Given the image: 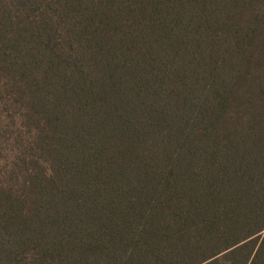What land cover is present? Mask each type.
<instances>
[{"label":"trees","instance_id":"trees-1","mask_svg":"<svg viewBox=\"0 0 264 264\" xmlns=\"http://www.w3.org/2000/svg\"><path fill=\"white\" fill-rule=\"evenodd\" d=\"M0 264H264V0H0Z\"/></svg>","mask_w":264,"mask_h":264}]
</instances>
